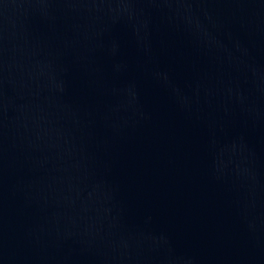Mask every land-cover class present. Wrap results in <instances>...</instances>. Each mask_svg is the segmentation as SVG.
Returning a JSON list of instances; mask_svg holds the SVG:
<instances>
[{
	"label": "water",
	"instance_id": "1",
	"mask_svg": "<svg viewBox=\"0 0 264 264\" xmlns=\"http://www.w3.org/2000/svg\"><path fill=\"white\" fill-rule=\"evenodd\" d=\"M0 264H264V0H0Z\"/></svg>",
	"mask_w": 264,
	"mask_h": 264
}]
</instances>
